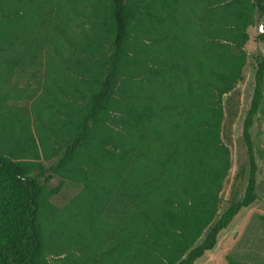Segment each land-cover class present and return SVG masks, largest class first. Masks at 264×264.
Wrapping results in <instances>:
<instances>
[{
    "label": "trees",
    "instance_id": "16d2710c",
    "mask_svg": "<svg viewBox=\"0 0 264 264\" xmlns=\"http://www.w3.org/2000/svg\"><path fill=\"white\" fill-rule=\"evenodd\" d=\"M148 1L0 0V264H52L43 218L49 173L84 185V219L104 214V257L113 264H195L257 201L251 129L264 99V56L243 127L247 188L215 222L230 169L223 97L243 78L248 29L264 17V0ZM85 23L107 39V53L72 77ZM64 87L83 103L69 104L64 148L46 167L30 124ZM28 88L30 107L20 104ZM163 121L164 144L153 151L161 141L147 134Z\"/></svg>",
    "mask_w": 264,
    "mask_h": 264
},
{
    "label": "rangeland",
    "instance_id": "374dc122",
    "mask_svg": "<svg viewBox=\"0 0 264 264\" xmlns=\"http://www.w3.org/2000/svg\"><path fill=\"white\" fill-rule=\"evenodd\" d=\"M150 2L151 0L147 3ZM262 25L264 26V17L255 15L254 24L248 29L250 39L244 47L247 60L243 69V78L223 97L224 118L221 140L230 151V169L220 192L218 216L215 222L233 202L242 199L248 184L249 161L243 139V127L254 93L257 63L260 57L264 56V40L260 39ZM80 33L81 40L77 42V46L81 49L75 51L76 56L70 67L72 77L80 76L89 62L95 66L94 69L101 66L108 48L107 39L94 35L90 25L85 23ZM152 40L159 42L164 56V34L159 35L157 32ZM151 45H153L152 41ZM156 46L158 45L154 46V55L159 53ZM44 63L45 59L42 60V64ZM140 74L141 71L137 75L138 79ZM75 87L77 86H72L69 90H75ZM28 89L23 93L20 104L24 106L28 103L27 106L30 107L36 97ZM82 91L85 93L86 89L82 88ZM63 92L64 94L60 92L58 96L59 101L53 97L48 98L53 106L50 110L47 106L35 110L30 124L39 150L47 156L42 160L46 167L58 160V155L64 148L68 137L64 124L68 123L69 104L76 102L75 106H77L83 103L80 95L74 100L68 93L71 91H68L67 87H64ZM161 110V114L164 115V99L160 104ZM163 123L164 121L160 122L147 134L161 141L156 145L157 147L151 145L153 151L164 144ZM251 133L258 164L256 185L258 199L252 206L240 212L229 228L220 233L216 247L195 264H229L230 257L249 264H264V99ZM144 143L146 142H141L140 145ZM128 144L129 141L126 145ZM26 158L27 162L34 160L32 155H27ZM47 178V181L44 179L47 198L43 218L51 234L48 261L52 264H113L104 257L106 246L103 240L106 236L103 234L107 233L109 227L102 222L104 214L96 215L91 224L84 219L90 214L84 185L70 180L62 182L63 179L53 173L47 174Z\"/></svg>",
    "mask_w": 264,
    "mask_h": 264
},
{
    "label": "water",
    "instance_id": "95a60500",
    "mask_svg": "<svg viewBox=\"0 0 264 264\" xmlns=\"http://www.w3.org/2000/svg\"><path fill=\"white\" fill-rule=\"evenodd\" d=\"M260 32L262 33V34H264V26L262 25V27H261V29H260Z\"/></svg>",
    "mask_w": 264,
    "mask_h": 264
}]
</instances>
